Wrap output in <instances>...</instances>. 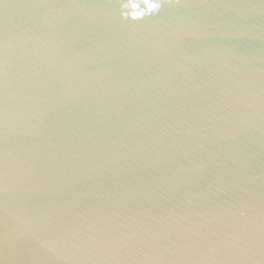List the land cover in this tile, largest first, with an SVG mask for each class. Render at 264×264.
Returning <instances> with one entry per match:
<instances>
[{
    "label": "water",
    "instance_id": "95a60500",
    "mask_svg": "<svg viewBox=\"0 0 264 264\" xmlns=\"http://www.w3.org/2000/svg\"><path fill=\"white\" fill-rule=\"evenodd\" d=\"M0 264H264V0H0Z\"/></svg>",
    "mask_w": 264,
    "mask_h": 264
},
{
    "label": "clouds",
    "instance_id": "9594fccd",
    "mask_svg": "<svg viewBox=\"0 0 264 264\" xmlns=\"http://www.w3.org/2000/svg\"><path fill=\"white\" fill-rule=\"evenodd\" d=\"M148 6H149V8H157L158 9L160 7V4L159 3H155V4L150 3Z\"/></svg>",
    "mask_w": 264,
    "mask_h": 264
}]
</instances>
